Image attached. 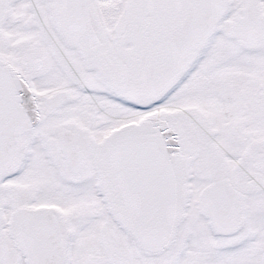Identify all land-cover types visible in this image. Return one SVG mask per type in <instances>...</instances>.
<instances>
[{"label":"snow or ice","instance_id":"1","mask_svg":"<svg viewBox=\"0 0 264 264\" xmlns=\"http://www.w3.org/2000/svg\"><path fill=\"white\" fill-rule=\"evenodd\" d=\"M0 264H264V0H0Z\"/></svg>","mask_w":264,"mask_h":264}]
</instances>
